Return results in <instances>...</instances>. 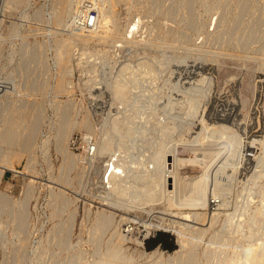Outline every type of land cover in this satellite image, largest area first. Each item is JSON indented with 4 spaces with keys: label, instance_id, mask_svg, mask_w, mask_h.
Segmentation results:
<instances>
[{
    "label": "rangeland",
    "instance_id": "obj_1",
    "mask_svg": "<svg viewBox=\"0 0 264 264\" xmlns=\"http://www.w3.org/2000/svg\"><path fill=\"white\" fill-rule=\"evenodd\" d=\"M69 1L26 0L16 6L0 0L1 77L17 67L23 55H30L29 61L21 62L22 71H18L16 77L21 92L8 97L13 105H24L29 113L23 124L20 144L15 147L20 154L13 159L20 173L7 170L0 182V193L9 195L17 207L22 201L27 203V220L24 231L17 235L14 230L17 222L0 214V221H4L0 223V240L5 241L0 242V264H16L18 255L23 258L21 264H106L103 257L107 255H115L111 260L124 258L125 262L120 260L122 263L117 259L118 264H151V260L144 257L126 260L123 256H130L141 248L130 237L125 240L115 237L114 226L118 225L122 216L134 217L135 213L128 214L103 205L102 173L96 175L88 163L72 157L73 154L80 156L85 153L92 142L89 139L92 132L78 128L74 123L86 117L93 129L96 127L95 130H100L108 111V108L107 111L102 108L110 104L114 80L123 79L125 73L121 72L122 67L129 63L138 66L144 58L141 61H149L155 68L164 69L170 65L175 69L180 66L176 71L170 68L158 73L155 83L160 87L170 80L172 89L185 91L188 95L193 86L208 87L210 84L214 92L235 97L239 122L242 120L241 123L244 121V124H248L249 120L250 126H254L253 132L254 128L255 131L258 129L256 133L260 132L264 139V0ZM81 10L85 25L76 27L78 19L75 18L82 13ZM138 18L143 20V29L133 38L132 46L124 47L121 41L123 33ZM215 21H219L216 27ZM112 24L117 25V30ZM135 43L139 44V51ZM134 54L138 55L131 57ZM152 60L158 61L154 64ZM159 60L162 61L161 65ZM195 63L201 66L199 69L203 73L208 72L205 82H198L195 73L185 85L177 86L178 76L188 74ZM1 81L7 83L9 80ZM146 85L148 83H140L135 87ZM122 89L118 88L117 93ZM0 101L2 106L5 97ZM255 111L261 112L263 117L255 116ZM1 113L6 114L5 110ZM36 118H39V123L34 126ZM63 129L68 135L60 141L58 134ZM261 137L258 139L261 140ZM116 138L113 137V140ZM243 138L246 139V136ZM258 139L254 137V142L260 147ZM125 140L128 145V139ZM125 143L121 145L126 146ZM260 152L262 155L263 150ZM183 154L187 155L186 152ZM205 155L209 157L208 153ZM262 165L256 162L253 166ZM189 171L191 175L198 173L197 168ZM238 182L233 183L230 207L219 208L214 203L207 211L219 214L213 226L197 224L196 227L209 228L205 232L196 229L185 231L187 246H194L199 254L206 252L211 255L210 260L195 259L187 264H230L229 259L234 252L245 251L242 248L251 243L260 242L262 247L259 252L264 250V213L258 217L261 223L256 216L253 218L254 211L250 217L248 213L246 218L244 216L246 223L240 228L236 217L231 222L225 220L228 213L238 214L235 211H242L243 206L249 204L255 207L258 204L257 197L254 204L245 197L248 191L244 190L241 179ZM29 190L32 192L29 193ZM242 198L246 201L244 205ZM103 211L115 215L113 227L102 228L97 223ZM155 211L159 213L153 217L139 213V218L146 223H138L136 230L147 234L150 223H156L161 218L179 220L161 206H157ZM255 218L258 221H254ZM71 222L74 225L68 236ZM222 223H227V226L223 227ZM220 227L224 228L223 232ZM150 235L144 247L148 252L158 247L167 256L179 249L178 235L172 230L152 231ZM111 250L116 252L110 254Z\"/></svg>",
    "mask_w": 264,
    "mask_h": 264
},
{
    "label": "bare ground",
    "instance_id": "obj_2",
    "mask_svg": "<svg viewBox=\"0 0 264 264\" xmlns=\"http://www.w3.org/2000/svg\"><path fill=\"white\" fill-rule=\"evenodd\" d=\"M25 1L26 0H5L6 4L12 2L16 6H20V4H23ZM67 1L70 2L69 0ZM70 4H72V2ZM70 4H68V6ZM81 12L82 13L78 14L75 18L78 19L75 22L76 27L85 25L83 23L84 12L82 10ZM113 24L112 27L115 26ZM217 24H219V21H215V27ZM143 26L144 24L141 18L133 20L129 28L127 27L128 30H125L123 33L121 38L122 45H124V47L129 45L132 46L131 44L134 43L133 38L141 33ZM116 28L117 25L115 26V30H117ZM136 43V50L139 51L137 47L139 44L136 45ZM134 52L136 51L134 50ZM137 55L134 54L131 55V57H136ZM12 59L11 57L10 60ZM29 59L30 55L26 53V56L23 55L21 62L29 61ZM155 59L157 58L155 57ZM141 60H144V58ZM141 60L139 61L140 63L137 64L138 66H131L129 63L131 67L129 65L122 67L121 72L125 73L124 77L122 76L123 79L116 78L114 80L111 86L114 94L111 95L112 98L110 97V104L107 107L105 104V107L103 106L102 108H108V111L106 109V118H104L103 127H101L100 130H95L96 127L93 129L91 127L92 123L89 125L91 121L88 122L86 117L74 123V126L86 128L88 129L86 131L90 130L92 132L91 135L89 134L91 136L89 139H91L92 142L89 143L87 149H85V153H82L80 156L73 154L72 157L75 160L78 159L82 162L85 161L84 163H88L89 168H93L96 175L99 176L102 173L100 184L103 189V195L101 196L103 205L120 212H127L128 214L135 213L134 217H124L120 215L122 217L121 219L119 218L120 222L117 226H114L113 222L115 215L112 212L107 213L103 211L97 218V223L101 227H115L113 232L115 237L120 240H125L127 237H130V239L141 248L140 251H135L130 256L123 255L126 260H133L138 256L150 259L151 264H175L176 262L179 264H187L189 261L195 259H206L207 261L211 256L209 253L205 252L199 254L194 246H187L185 231L196 229L205 232L209 227L213 226V224L217 222L219 214H211V212L208 213L207 211L214 203L217 204L219 208L230 207L233 183L238 182L240 179L242 181L241 184L244 186L242 187L244 190L247 189L248 191L247 196H244L247 197V199L249 198L250 202L253 204L255 203L254 198L257 197L258 204L256 203L257 205L255 207L247 204L243 206L242 211L240 209L235 211L239 212L238 214H232V212L230 215L229 213L226 215L225 213L224 215L227 216L225 220L231 222L236 217L238 227L240 228L245 222L248 213L250 217L254 211L255 214L253 218L256 216L257 219L263 215L264 142L262 141L264 139L259 135L260 132L256 133L258 129L255 131L254 128L255 133L253 132L254 126H250L251 122L249 120H247L248 124H244V121L241 123L242 120L239 122L240 117L237 118L238 112L236 111L237 102L234 100L235 97H232V99L227 97L228 95L225 93V96H223L220 93L214 92L210 84L208 87L195 85L189 89L191 92H188V95L185 91L172 89L169 84L171 83L170 80L166 82L165 86L160 87L155 83L158 79V73L172 67L168 65V67L161 69L156 65L157 68H155L151 62L149 63V61ZM155 61L152 63L155 64ZM21 62L17 67L8 70L9 72H7L5 77L3 76L2 78L0 75V79L2 78L10 81V84H8L9 81L4 83L1 81L2 79L0 80V85L3 87L0 98L5 97V101H3L1 103L2 106H0L2 109L0 110V182H2L7 170L20 173L14 166L13 159L20 154V151L17 152L15 147L20 144L22 138L21 132L24 127L23 124L29 117V113L24 105H13L8 97H10L11 94H19L21 92L19 83L16 81L18 71H22L20 64L23 66V62ZM173 62H176V60ZM161 63L162 61L160 65ZM198 66L199 65L195 63L189 68L188 74L186 73L182 76H178L176 80L177 86L185 85L195 73H197V77L199 78L198 82H205L208 72L204 71L203 73L199 69L201 66ZM178 67L180 66H177V68L175 67V69L172 68V70L176 71ZM139 82L141 84L148 83V85L140 88L135 87V85L140 84ZM118 88H123L120 93H117ZM132 88L133 90H131ZM262 90L264 91V87ZM4 110L6 114L1 113V111L4 112ZM114 110L116 111L115 113ZM254 114L255 116L257 114L260 118L263 117L261 112L255 111ZM255 116L253 117L255 118ZM38 119L39 118L35 119L34 126L39 123ZM31 131L32 133L34 132L33 130ZM67 135L68 133L66 130H61L58 134L59 140H65ZM253 135H257L258 138L261 137L262 141L259 140L260 138L258 139L257 136ZM243 136H246V139L243 138ZM113 137L114 139L117 137V140L114 141ZM254 137L260 141V147L255 145ZM125 139H128V145ZM123 142H126V146L121 145ZM262 150L263 153L261 155L260 151ZM185 152L187 155L183 154ZM207 153L209 157L205 155ZM256 162H260L263 165L253 166ZM193 168L194 170L197 168L198 173L195 175L192 174V176L189 169ZM230 180L233 181L231 182ZM28 192L31 193L32 190ZM12 200L13 199L6 193H0V214L3 213L13 219V222H17L14 226V230L18 235L25 229L27 203L22 201L19 207H17V203ZM242 201V205H244L246 201H244L243 198ZM233 202L235 203L233 204L237 206L236 202ZM157 206H161L164 211L171 212L172 215L178 217L179 220H166L161 218L156 223H150L147 234H143L141 231L136 230V225L138 223H146L139 218L138 214L145 213L153 217L154 214L159 213L155 211ZM256 218L253 220L256 221ZM260 219L261 218L257 221L261 223ZM72 221L74 222V217ZM200 221L203 223L199 224ZM8 222H10V220H8ZM73 222H71L68 236L72 232ZM0 223L2 224L4 221H0ZM197 224L201 226L209 225V227L202 229L198 226L196 227ZM225 224L223 227L227 226ZM263 225L264 224H262V226ZM125 226L127 227L126 230L124 228ZM233 226L234 225H232V227ZM120 228H122V231H120ZM220 228L223 232L224 228ZM161 230H172V232L178 235L179 249L174 252L171 251L172 253H168L167 256L166 253L161 251L158 247L149 252L144 249L145 239H147L150 233L152 231L156 232ZM224 233H226V235L228 234L227 232ZM0 242L4 243L5 241L0 240ZM261 247L262 244L260 242L259 244L251 243L248 247L242 248L245 249V251L234 252L233 256L229 259L230 264H263L264 250L259 252ZM17 249L15 250L17 251ZM111 251L110 254L116 252L113 251L112 253ZM109 256L111 255L103 257V262L106 261V264H108V262L109 264H118V260L122 261V259L124 261V258L119 257L117 258L118 260L116 258V260H111L110 258H113L115 255L113 257ZM21 258L20 255L17 256L16 264H21ZM107 259L110 261H107Z\"/></svg>",
    "mask_w": 264,
    "mask_h": 264
},
{
    "label": "built area",
    "instance_id": "obj_3",
    "mask_svg": "<svg viewBox=\"0 0 264 264\" xmlns=\"http://www.w3.org/2000/svg\"><path fill=\"white\" fill-rule=\"evenodd\" d=\"M77 16H78V15H77ZM2 88H3V87L0 85V94L3 92V91H2ZM124 228H125V230L127 229L126 226H125ZM125 232H128V231H125ZM130 232H131V230H130ZM150 236H151V235H150ZM149 238H150V237H148L147 239H145V242H146Z\"/></svg>",
    "mask_w": 264,
    "mask_h": 264
},
{
    "label": "trees",
    "instance_id": "obj_4",
    "mask_svg": "<svg viewBox=\"0 0 264 264\" xmlns=\"http://www.w3.org/2000/svg\"><path fill=\"white\" fill-rule=\"evenodd\" d=\"M171 250H172V248H171Z\"/></svg>",
    "mask_w": 264,
    "mask_h": 264
}]
</instances>
